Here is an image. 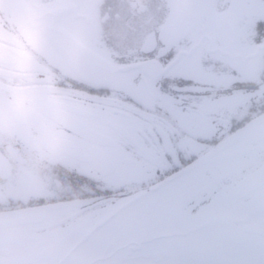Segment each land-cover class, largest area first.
Segmentation results:
<instances>
[{
  "label": "flooded vegetation",
  "instance_id": "1",
  "mask_svg": "<svg viewBox=\"0 0 264 264\" xmlns=\"http://www.w3.org/2000/svg\"><path fill=\"white\" fill-rule=\"evenodd\" d=\"M85 4L98 11L97 51L122 73L114 77L125 88L85 82L32 47L46 38V23L65 14L91 24L85 13L76 17L74 0H0V221L36 211L30 223L0 230V264H78L82 251L89 253L83 264H132L144 244L156 243L152 253L196 239L220 243L224 263L240 264L234 227L243 238L254 235L235 220H264V124H255L264 101L254 98L264 92V62L259 79L240 76L230 64L241 55L240 39L207 17L206 2L201 17L190 11L197 33L168 37L161 34L170 20L166 0ZM235 5L220 0L217 14L229 17ZM32 15L47 21L43 30L31 25ZM257 23L254 51L264 44V21ZM51 34L71 38L58 27ZM153 34L155 48L144 50ZM240 95L248 99L242 110ZM236 134V144L210 156ZM144 192L160 194L141 210L154 218L148 232L143 226L128 239L134 225L126 219L107 231L128 199L141 203ZM111 205L123 208L112 214ZM43 207L56 208L37 211ZM60 242L55 256L39 258Z\"/></svg>",
  "mask_w": 264,
  "mask_h": 264
},
{
  "label": "rangeland",
  "instance_id": "2",
  "mask_svg": "<svg viewBox=\"0 0 264 264\" xmlns=\"http://www.w3.org/2000/svg\"><path fill=\"white\" fill-rule=\"evenodd\" d=\"M190 1V5L188 6V3ZM235 1L236 5L233 7L234 13L233 15L230 14L229 17L227 16H220L221 14H217L218 10V4L220 3V0H166L168 7L170 8V15L168 20L167 25L165 28L162 29L161 34L165 36L173 35L174 33H197L199 29V23L194 20L196 16L192 15L190 11H192L193 14L197 15V17H201L202 13H204V4L205 2L207 3V13L209 18L212 20L220 21L221 24L228 28L229 31H232L231 33L235 34L236 36L239 37L240 39V44L239 47L236 48L238 52H240L241 55H243V58L235 59V61H232V65L235 67H238V72L240 73L241 77H249L250 75H256L255 77H259L260 75V69L263 68V62L264 58L262 54L254 59H248V56L255 51V46L253 45V42H249V40L252 38V33H253V28L255 29V25L258 24L257 22L259 20L264 21V0H232L230 2ZM82 7H81V12L82 14H86L91 22V24H84L83 21L79 20H74L71 14H65L62 16L61 21L59 22L60 25H58L60 28L64 29L68 34H70L71 38L75 40L77 44L76 48V53L80 57H86L88 62L93 63V59L91 55L96 53L97 56L101 57L103 62L107 63L110 65V68L115 67V64L111 62L112 60H109L107 57H104L103 54H101L99 51H97V45L96 41L100 37V29L99 25L96 23L98 21V11L95 6L91 5H86L85 0L82 1ZM45 8L43 7L42 11ZM59 9V8H58ZM57 10V9H53ZM199 14V15H198ZM204 16V17H205ZM194 17V18H193ZM214 24H217L214 22ZM34 27V26H33ZM37 29L36 27H34ZM259 29V27H257ZM39 30H43L41 27ZM209 31L212 32V34H216L215 31L213 30V25H209ZM44 32V35H46V38H41L40 35L37 36L35 39L31 40V44L33 45L32 47L35 50L38 51H45L49 52V58L53 62L54 65L60 67L64 72H77V69L74 68V60H71L67 58L64 55L63 50L59 49L57 38L54 37L53 34L50 32ZM228 35V33H224L225 35ZM230 35V34H229ZM228 35V37H229ZM59 38V37H58ZM171 39V38H170ZM169 39V41H171ZM230 39V37H229ZM172 42V41H171ZM89 52V55H88ZM264 53V51L262 52ZM90 65V64H89ZM108 66V65H107ZM259 79V78H258ZM256 79V80H258ZM96 81H100L101 83L104 82H109L108 84L111 87H121L119 85V81L115 79V77L109 76L107 73H98L97 77L95 79ZM230 81V80H229ZM244 82H248V79ZM125 88V87H121ZM263 91V90H262ZM243 96L240 95V101H239V107L241 108L242 105L246 107L247 105V98L242 99ZM254 98L256 99V103L258 104V101H264V92H257L255 93ZM222 105L226 109H231L233 110L234 108V103H222ZM231 106L233 108H231ZM242 110V108H241ZM250 173V172H249ZM251 181H247L243 187L248 186V184ZM234 183H232L233 185ZM146 193L144 196V199L142 200V204L139 203L138 201L134 202L132 199H128L127 204L125 205L129 207L124 208V211L121 213L122 215L120 216L119 219L116 221L109 223L107 226V231H116L119 229L120 226V221H123L126 219L128 222V226L134 225L132 227V230L134 232L128 233L127 238L128 239H137V233L139 230L142 229L143 227V233L142 235L146 234L149 229V223L147 220L151 219L148 218L147 215L141 210L145 207H148L153 203L158 196L160 195L159 193L155 192H144ZM123 208V207H117V205H111L105 210L108 212H111L114 214L118 209ZM137 219L140 221L142 226L140 227L139 224H135V222H131V219ZM134 219V220H135ZM203 217L199 219L193 226L202 222ZM151 220L154 221V218ZM218 227V226H216ZM196 228V227H195ZM234 230L238 232L237 238L239 235H241V243L244 242L245 244L239 243V256L244 257V260H241L242 262L240 264H264V237H258L254 236V238H243L242 237V230L240 227L235 226ZM167 233L168 231H164ZM244 235V234H243ZM252 237V236H250ZM139 240V239H138ZM237 243V242H235ZM234 243V245H235ZM220 245V243H215L213 246L217 248ZM144 249L139 250V260H134L132 261V264H145L144 260L145 258L150 256V251L152 249H156L157 245L155 242H151V244H144L142 245ZM182 247H173L170 250V255L174 259H179L180 258V252L182 251ZM210 247H206V255L207 256H212L216 257L219 261V264L224 263V260L226 258V255L223 253L219 252H210ZM199 251V249H197ZM89 253H86V251H82L80 254H77L76 259L79 261L78 264H83L88 260L87 257ZM149 260V259H148ZM147 260V261H148ZM150 261V260H149ZM148 261V262H149ZM151 262V261H150ZM165 264H178L176 261H169L166 262ZM225 264V263H224Z\"/></svg>",
  "mask_w": 264,
  "mask_h": 264
},
{
  "label": "water",
  "instance_id": "3",
  "mask_svg": "<svg viewBox=\"0 0 264 264\" xmlns=\"http://www.w3.org/2000/svg\"><path fill=\"white\" fill-rule=\"evenodd\" d=\"M228 1L231 0H225V3H227ZM81 0H74L75 3V15L77 18H81L82 14L79 13V8H80V3ZM64 9V8H63ZM42 10V8H41ZM45 11V9L43 10ZM42 11V12H43ZM56 11V10H54ZM39 15V14H38ZM37 15H32L31 16V25L36 27L37 29L41 28H47V32L50 33H54L56 27L60 28L58 25L60 24H51V22H47L45 19H41V20H33L34 17H36ZM85 18V16H83ZM47 22V23H46ZM43 23H46L45 27H43ZM62 29V28H60ZM52 30V32H51ZM64 33H67L64 29H62ZM58 33L60 34V32L58 31ZM61 35V34H60ZM55 37V35H54ZM156 38H155V34H153V37H151L149 39V41H147L146 46L144 47V50H153L155 48L156 45ZM57 42L59 43V49L63 50L64 55L71 59L74 60V68L77 69L76 73L77 75H79L80 79H82L85 82H89L91 84H94L96 86H102V87H109L110 85L108 84L109 82H104L101 83L100 81H96V77L98 73H107L109 76L114 77V75L116 73H120L117 72L115 70H113L112 68H110V65L103 62L101 57L97 56L96 53L93 52V54L91 55L92 59L94 60L93 63L88 62L89 59H87L86 57H80L77 55L76 53V42L75 40H73V38L71 39H67L65 37H61V38H57ZM70 44V46H69ZM264 49V44L262 46H258V48L256 49V51L253 54H250L248 56V59H254L256 57H259V53L261 52V50ZM150 52V51H147ZM89 55V52H88ZM240 58H243V55L239 56ZM90 64V65H89ZM108 65V66H107ZM122 72V71H121ZM122 74V73H120ZM256 125H261L264 124V114L262 116H260L257 120H256ZM238 140V135H234L232 137H230L228 140L225 141V143L221 144L218 148H216L211 154L210 156H215L217 154H221V152L225 151L226 149H228L229 147H231L233 144H236V141ZM251 193V192H250ZM56 208V207H54ZM53 207H43V209H38L37 211H41V212H46L49 211V209H53ZM36 212V211H34ZM33 211H26L22 214L21 217L13 220V221H0V230H9L10 228H14L17 226H21V225H25L31 222V219L33 216H35V213ZM236 224H245L244 230L251 235L254 236H262L264 237V220H260V221H256L255 223H250L249 218H238L235 220ZM203 240L201 239H196L191 241L192 244L191 245H186L184 243H181V240L178 241L177 243H175L174 245H170V246H166L164 247L162 250H154L150 256L148 257V259L151 261L150 264H165L166 262L169 261H176L178 262V264H188V261H186V257L188 256H192V258H195V262L196 260L198 261V263L200 264H218L219 261L216 257H212V256H207L206 255V247H210V252H219L221 253L222 249L221 246H218L217 248H215L213 246V244L215 243H211L209 241L207 242H202ZM220 242V241H218ZM64 246V242L63 243H58L57 245L51 246L49 249H47L46 251H44L43 253V257H39L41 259H46L48 257H52L55 256V254L62 249ZM182 247V251L180 252V258L179 259H174L171 257L170 255V250L173 247ZM197 249H199V251H197ZM51 252L52 255H49L46 257L47 253ZM155 252V253H154ZM1 253V252H0ZM154 253V254H153ZM147 259V257H146ZM243 259V258H241ZM188 260V259H187ZM194 262V260H192ZM218 262V263H217ZM196 263V264H198Z\"/></svg>",
  "mask_w": 264,
  "mask_h": 264
}]
</instances>
